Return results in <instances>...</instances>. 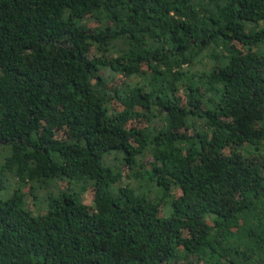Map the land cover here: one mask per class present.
<instances>
[{
  "label": "trees",
  "instance_id": "1",
  "mask_svg": "<svg viewBox=\"0 0 264 264\" xmlns=\"http://www.w3.org/2000/svg\"><path fill=\"white\" fill-rule=\"evenodd\" d=\"M243 218L264 0H0V264H238Z\"/></svg>",
  "mask_w": 264,
  "mask_h": 264
},
{
  "label": "flooded vegetation",
  "instance_id": "2",
  "mask_svg": "<svg viewBox=\"0 0 264 264\" xmlns=\"http://www.w3.org/2000/svg\"><path fill=\"white\" fill-rule=\"evenodd\" d=\"M241 221L243 235L233 245L239 254L238 264H264V219L251 222L255 229L248 230V232L252 231L253 236L245 235L247 221L244 218Z\"/></svg>",
  "mask_w": 264,
  "mask_h": 264
},
{
  "label": "rangeland",
  "instance_id": "3",
  "mask_svg": "<svg viewBox=\"0 0 264 264\" xmlns=\"http://www.w3.org/2000/svg\"><path fill=\"white\" fill-rule=\"evenodd\" d=\"M212 65V64H211ZM206 66H207V64H206ZM3 186H4V190H3V193H2V195H3V197H5V196H7L9 193H11L12 191H13V186H11V185H9V184H7V183H3ZM148 186V185H147ZM49 196V193H48V191L46 190V191H40V193L37 195V198H36V200H35V208L36 209H38V210H44V208H45V202H46V200H47V197ZM86 195L83 197L84 199H86ZM29 200V199H28ZM30 202V201H29ZM47 203V202H46ZM31 204V203H30ZM43 206V207H42ZM240 224H242L241 222H240ZM242 229L240 228V230L238 231V233H236V235L235 236H239V235H241V231Z\"/></svg>",
  "mask_w": 264,
  "mask_h": 264
}]
</instances>
